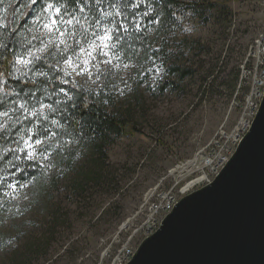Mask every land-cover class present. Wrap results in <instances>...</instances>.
<instances>
[{
	"label": "rangeland",
	"instance_id": "obj_1",
	"mask_svg": "<svg viewBox=\"0 0 264 264\" xmlns=\"http://www.w3.org/2000/svg\"><path fill=\"white\" fill-rule=\"evenodd\" d=\"M13 13L6 11V21ZM44 15L26 29L38 40L36 54L49 40ZM170 15L162 25L157 19L135 22L147 36L145 56L124 54L115 45L110 59L93 53L82 74L79 66L87 57L76 61V54L98 34L84 17L68 25L67 51H61L64 45L44 51L63 78L94 93L108 110L117 107L134 128L115 137L104 157L66 137L52 138L34 160L41 172L37 181H6L0 264H109L128 237L131 244L139 239L150 200L175 181L169 171L207 151L220 128L234 126V100L242 101L249 90L237 88L240 67L248 66L250 46L264 31V0H176ZM68 56L78 67L64 64ZM171 66L189 72L179 78ZM5 112L3 123L10 118ZM13 182L15 191L6 187Z\"/></svg>",
	"mask_w": 264,
	"mask_h": 264
},
{
	"label": "trees",
	"instance_id": "obj_2",
	"mask_svg": "<svg viewBox=\"0 0 264 264\" xmlns=\"http://www.w3.org/2000/svg\"><path fill=\"white\" fill-rule=\"evenodd\" d=\"M137 3L139 6L134 8L133 4ZM175 4L176 0H81L79 4L72 0H58L57 6L66 9L67 19L84 17L88 29L98 34H102L105 28H113L112 42L117 49L124 54L130 52L133 56L140 52L141 57L148 52L145 45L147 36L141 26L139 29L136 27L135 22L139 18L142 23L157 19L162 25L170 18L171 7ZM28 5L30 0H3L0 3V117L4 111L10 112V118L5 123L0 121V177L6 181H37L40 176L39 164L26 159V152L5 151L22 147L21 136L31 135L35 139L39 130L38 138L47 139L43 146H47L52 138L66 137L76 146L104 157L105 147L115 137L126 135L129 129L134 128L117 107L108 110L105 102L97 99L94 93L77 86L70 78H63L49 51L37 53L41 59L31 65L30 70L22 69L23 75L17 71L21 66L16 63V57L34 51L38 45L37 38L27 33L26 29L29 22L42 13L44 5L42 0H37V4L31 7ZM81 7L83 11H80ZM9 8L14 13L6 21ZM147 10L151 13L144 15ZM170 70L177 72L179 78L189 72L179 66H171ZM64 80L69 83H63ZM41 105L45 107L41 109ZM47 106L55 111H48ZM33 110L45 112L48 119L29 116L28 113ZM15 156L20 159L15 160ZM9 162L16 167H10ZM4 185H0V196Z\"/></svg>",
	"mask_w": 264,
	"mask_h": 264
},
{
	"label": "water",
	"instance_id": "obj_3",
	"mask_svg": "<svg viewBox=\"0 0 264 264\" xmlns=\"http://www.w3.org/2000/svg\"><path fill=\"white\" fill-rule=\"evenodd\" d=\"M126 264H264V93L223 168L182 196Z\"/></svg>",
	"mask_w": 264,
	"mask_h": 264
},
{
	"label": "built area",
	"instance_id": "obj_4",
	"mask_svg": "<svg viewBox=\"0 0 264 264\" xmlns=\"http://www.w3.org/2000/svg\"><path fill=\"white\" fill-rule=\"evenodd\" d=\"M249 59L247 67L246 62L240 67L237 88L244 89L245 85H252V92H245L242 101L233 99L239 109V117L234 126L230 129L220 128L210 141L211 146L207 151L201 150L192 159L180 162L169 171L170 175H174L175 181L167 190L155 194V205L145 215L139 239L131 244L129 240L132 237H128L113 254L109 264H126L141 240L159 227L163 218L159 217V210L167 209L169 213L182 196L210 183L233 154L248 131L264 93V46L262 49L252 50Z\"/></svg>",
	"mask_w": 264,
	"mask_h": 264
},
{
	"label": "snow or ice",
	"instance_id": "obj_5",
	"mask_svg": "<svg viewBox=\"0 0 264 264\" xmlns=\"http://www.w3.org/2000/svg\"><path fill=\"white\" fill-rule=\"evenodd\" d=\"M73 3L79 4L81 3V0H72ZM0 3H3V0H0ZM43 7L41 9L42 13H46L44 15V21H43V28L46 30L45 35L49 37L48 43L44 45L43 48L37 49V52H43L45 51L50 45H55L59 47V45H64V48L61 49L62 52L67 51L69 48V45L66 43V33L68 31V25L73 24V21L75 20L77 23L79 22L76 20L75 17H72L70 19H65L66 16H68V13L66 9L63 6H57L58 0H42ZM37 4V0H30V5ZM139 3L133 4V7H138ZM84 9L81 7L80 11H83ZM108 15H114L113 13H109ZM146 15V14H145ZM136 27L139 29L140 25L137 24ZM63 28V31L61 30ZM118 32L119 29H116ZM74 35V34H73ZM113 28H105L102 34H96L93 33L94 39L87 42V47H80L79 53L76 54V61L80 59V55L83 54L86 59L83 60V66H79V72L77 74H82L86 71V66L89 64V60L93 59V53H99L106 57H109V52L112 48L115 47V45L112 42L113 40ZM54 38V39H53ZM79 43V42H77ZM104 49H108L109 51H104ZM41 57L37 55L36 53H33L32 51H28L26 55H20L16 57V63L20 65V68H17V71H21V74L23 75V70H30V66L33 65L36 61L40 60ZM110 59V57H109ZM108 62V61H105ZM64 64L68 66L69 68H75L78 67L76 62L73 60L72 56H68L66 59H64ZM40 75H45V73H39ZM71 75L70 72L65 70V76ZM63 83H69L68 80H64ZM61 92L64 91L63 88L60 89ZM45 106L41 105V109H43ZM21 108H24V110L27 112V108H25L24 105H21ZM48 111H55L51 106H47ZM29 116L36 117L37 119L40 116H43L45 120L48 119L45 112L41 110H33L30 113H28ZM3 115H7V113H3ZM27 118V117H26ZM53 124L56 123V121H52ZM29 132H32V129H28ZM40 135L39 130H37V138H33L31 135L25 139L23 136L21 137V141L23 146L17 147L16 149H6L5 151H12V152H26L25 158L28 160H36L38 156L41 154L38 149L41 148L43 144L46 143L45 140H41L38 138ZM46 150V149H45ZM2 159V157H0ZM15 160H19V156L14 157ZM10 167H16L15 164L12 162H9ZM9 175H12L11 173ZM6 183V180L4 177H0V185H4ZM6 187L12 191H15L17 189V184L15 182L6 184ZM19 187H24V185H19ZM6 195H9L10 193H5Z\"/></svg>",
	"mask_w": 264,
	"mask_h": 264
},
{
	"label": "bare ground",
	"instance_id": "obj_6",
	"mask_svg": "<svg viewBox=\"0 0 264 264\" xmlns=\"http://www.w3.org/2000/svg\"><path fill=\"white\" fill-rule=\"evenodd\" d=\"M262 46H264V31H262L261 33H259L254 38V40H253V42H252V44L250 46V50L262 49ZM248 92H252V85H249ZM158 193H162V191H159ZM154 205H155V196L150 200L149 205H148V207L146 209V214H147L148 209H151V207L154 206ZM166 214H167V209H160L159 210V217H164Z\"/></svg>",
	"mask_w": 264,
	"mask_h": 264
}]
</instances>
